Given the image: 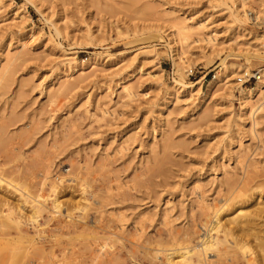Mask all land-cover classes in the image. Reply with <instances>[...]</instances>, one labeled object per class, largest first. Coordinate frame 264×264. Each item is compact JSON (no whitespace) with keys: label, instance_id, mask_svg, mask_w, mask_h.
<instances>
[{"label":"rangeland","instance_id":"rangeland-1","mask_svg":"<svg viewBox=\"0 0 264 264\" xmlns=\"http://www.w3.org/2000/svg\"><path fill=\"white\" fill-rule=\"evenodd\" d=\"M253 9L264 0H0V264H171L223 206L233 234L214 229L217 251L188 264L263 262L264 75L238 83L264 67ZM180 23L206 28L178 72Z\"/></svg>","mask_w":264,"mask_h":264},{"label":"bare ground","instance_id":"bare-ground-1","mask_svg":"<svg viewBox=\"0 0 264 264\" xmlns=\"http://www.w3.org/2000/svg\"><path fill=\"white\" fill-rule=\"evenodd\" d=\"M244 2V1H243ZM245 4V3H244ZM243 4V5H244ZM243 5H241V7H242V9H243V7L245 6H243ZM234 7H235V5H234ZM235 9L236 10H238V6H236L235 7ZM260 11H264L263 9H260V10H254L253 9V11H251V12H245V15H246V17H249L250 19H259V16H258V14H259V12ZM183 23V22H182ZM181 24V23H180ZM176 26H177V24H176ZM179 26V25H178ZM197 26V27H196ZM173 27V26H172ZM206 28V26L204 25V24H198V25H195V26H190L189 24H187V23H184V24H181V26H179V27H177V29H176V31L174 30V32H175V37H177V42L179 43V50L181 51V47L183 48V46L184 45H186V44H188L190 41H191V38L193 37V35L196 33H193V31L194 30H198L197 31V35L198 34H201L202 32L201 31H204V29ZM174 29V28H173ZM200 30V31H199ZM207 30V29H206ZM201 32V33H200ZM203 34V33H202ZM201 36V35H200ZM215 36L216 35H213L212 34V36H205V38L203 37H200V38H198L197 40H196V42H200V41H205V42H207L209 45L210 44H212V42H214L215 43V41H216V38H215ZM197 37V36H196ZM198 37H199V35H198ZM203 43V42H202ZM198 45V44H197ZM213 45V44H212ZM184 50V49H183ZM179 53V55H180V64L178 63L176 66H175V68L177 69V71L179 72V71H181L183 68H182V64H186V63H188L186 60H184L185 58H181V56L183 55V53L184 52H178ZM253 65H259V63L258 62H254L253 63ZM184 66V65H183ZM242 71H244V70H242V69H239V70H235V72H238V73H240V72H242ZM259 72H260V74L262 73L263 75H264V67L262 68V69H260L259 70ZM182 73V72H181ZM225 73V72H224ZM246 73H249L248 71H246ZM179 75V74H178ZM177 75V76H178ZM225 75V74H224ZM223 75V76H224ZM232 75V74H231ZM230 75V76H231ZM227 77H229L228 75H226L224 78H227ZM215 79H217L216 77L214 78V80L213 81H211L210 82V84H212V85H214V83L215 82H221L220 80H222V76H221V78H220V80H216L215 81ZM181 80V79H180ZM183 78H182V82L181 81H179V80H174V82L175 83H178V84H180V86L181 87H186V88H192L193 86H186V85H184V82H183ZM224 80V79H223ZM229 80V79H228ZM211 85V86H212ZM262 85H264V82L262 83ZM195 86V85H194ZM258 87H262L261 86V84L260 85H258L257 84V88ZM259 89H261V88H259ZM190 90V89H189ZM124 92L126 93V96H127V98H131V97H134L133 95H134V92L131 90V88H129V87H124ZM251 92H252V90L250 91V90H248L247 92H241L240 93V95H241V98H240V100H241V102H243V101H246V100H248V98L250 97L249 95L251 94ZM125 97V96H124ZM242 104H244V103H242ZM257 109V108H256ZM259 109V108H258ZM256 111V110H255ZM3 180L2 179H0V187H2V184H3ZM14 186V185H13ZM14 188V187H13ZM54 188V187H53ZM57 189V188H56ZM52 190V189H51ZM21 193V192H20ZM7 201H9L8 199H5V200H3L2 201V203L4 204V206H2V211H3V213H4V215H5V217H6V219L8 220V221H13V218H12V213H13V210L14 209H16V208H14L13 206H11L9 203H7ZM27 202V201H26ZM39 203V202H38ZM60 205H61V202L60 203H58V201L56 200V201H54L53 202V207H54V209L56 210V211H58V210H60ZM14 209H13V208ZM227 207V206H226ZM41 209V207L39 206V205H34L33 207H32V211L31 212H33V214H31V216L28 218V219H26L25 218V220H29L30 222L29 223H33V224H35L38 220H37V218H38V213H39V210ZM58 209V210H57ZM228 209V211H229V208H227ZM227 209H224V206H223V208L221 209V210H219L218 212L216 211L215 213H216V215H215V221H214V223H213V225H212V228H211V230L209 231V233H207V236L203 239V241H202V244H201V248H195V247H192V248H190V247H185V248H183V249H181L180 250V252H178L175 256L173 255V254H170V257H169V259H170V263L171 264H188V263H191L192 262V258L194 257V256H196V258H197V260H198V262H200V260L202 259V257H204V256H206V255H208L209 254V252H214V251H217V246H218V244L220 243V242H218V240L216 239V238H213L211 235H210V232H211V234H212V231L214 230V229H216L217 228V230L219 229V228H222L223 229V231H224V234L226 235V238H227V236H229V235H232L233 234V229H230V228H227L226 227V223H223L222 222V218H221V216H222V213L223 212H225V214H226V212H227ZM20 210V209H19ZM18 210V211H19ZM226 210V211H225ZM17 212V211H16ZM224 214V213H223ZM21 215V214H20ZM20 221V223H22L23 222V217H21V219L19 220ZM26 222V221H25ZM28 223V222H27ZM28 223V224H29ZM34 226V225H33ZM242 229V228H241ZM216 230V231H217ZM240 231V230H239ZM242 231V230H241ZM214 232V231H213ZM217 233H218V231H217ZM206 234V233H205ZM256 239H258V238H256ZM258 241V240H257ZM262 242V241H261ZM199 246V245H198ZM197 247V246H196ZM259 247L261 248V249H263L264 248V242H262L261 243V245H259ZM176 259H178V260H176ZM176 260V261H175ZM257 264H264V260H263V262L262 263H260V262H257Z\"/></svg>","mask_w":264,"mask_h":264},{"label":"built area","instance_id":"built-area-1","mask_svg":"<svg viewBox=\"0 0 264 264\" xmlns=\"http://www.w3.org/2000/svg\"><path fill=\"white\" fill-rule=\"evenodd\" d=\"M190 73L192 74L193 72ZM260 79H261V74L257 71H255V73L253 74L245 72L238 78V83L241 85H247Z\"/></svg>","mask_w":264,"mask_h":264}]
</instances>
